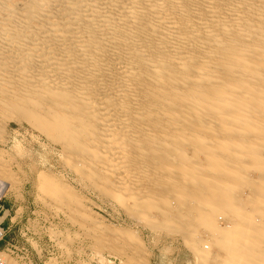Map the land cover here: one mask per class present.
I'll list each match as a JSON object with an SVG mask.
<instances>
[{
	"label": "bare ground",
	"instance_id": "6f19581e",
	"mask_svg": "<svg viewBox=\"0 0 264 264\" xmlns=\"http://www.w3.org/2000/svg\"><path fill=\"white\" fill-rule=\"evenodd\" d=\"M0 91L1 106L22 103L84 176L125 203L156 207V165L168 180L172 159H187L172 152L186 145L207 155L217 145L214 168L241 181L245 162L264 172V0H0ZM240 217L234 243L256 245L261 263L264 225L255 244L253 213Z\"/></svg>",
	"mask_w": 264,
	"mask_h": 264
},
{
	"label": "rangeland",
	"instance_id": "374dc122",
	"mask_svg": "<svg viewBox=\"0 0 264 264\" xmlns=\"http://www.w3.org/2000/svg\"><path fill=\"white\" fill-rule=\"evenodd\" d=\"M0 95L4 96L2 91ZM21 104H0V179L7 185L3 204L10 208L13 221H6L9 230L0 242L4 264H238L237 260L239 264H264V259L257 262L251 254L256 245L235 244L234 235L235 227L243 223L240 216L252 212L255 244L263 237L258 229L264 225V203L259 202L264 195L255 200L264 190H259L264 167L262 173L254 171L257 162L250 166L244 158L238 159L249 172L239 168L243 177L248 175L240 181V177L214 168L212 163L222 152L217 145L212 146L217 151L210 150L208 155L193 145L180 152L162 148L156 156L172 150L174 155L183 152L190 160L175 156L170 163L177 174L172 173L168 180L163 178L168 173L162 172L164 164H159L162 168L156 165L161 174L156 173V185L150 189L155 192L156 207L141 198V203L139 199L125 203L123 193L106 195L101 190L102 180L84 176L83 164L73 158L71 148L69 151L50 139L41 120L24 113ZM20 141L27 145L18 150ZM238 160L234 164H240ZM244 162L238 166L245 168ZM210 165L217 173H209ZM192 166L200 168L193 169L185 180L176 178L182 168ZM203 204L206 207L202 208Z\"/></svg>",
	"mask_w": 264,
	"mask_h": 264
},
{
	"label": "built area",
	"instance_id": "2783aa9c",
	"mask_svg": "<svg viewBox=\"0 0 264 264\" xmlns=\"http://www.w3.org/2000/svg\"><path fill=\"white\" fill-rule=\"evenodd\" d=\"M3 196V194L0 195V218L2 217V219L0 220V242L5 238L9 230V227H6L5 225L6 221L9 220L11 223L13 222L10 218V208H6L3 204ZM0 264H4L2 260H0Z\"/></svg>",
	"mask_w": 264,
	"mask_h": 264
},
{
	"label": "crops",
	"instance_id": "0c3cea01",
	"mask_svg": "<svg viewBox=\"0 0 264 264\" xmlns=\"http://www.w3.org/2000/svg\"><path fill=\"white\" fill-rule=\"evenodd\" d=\"M1 219H2V218H1ZM1 219H0V220H1Z\"/></svg>",
	"mask_w": 264,
	"mask_h": 264
}]
</instances>
